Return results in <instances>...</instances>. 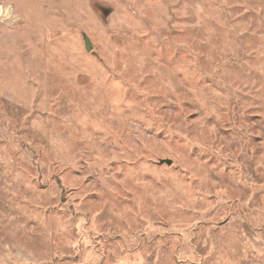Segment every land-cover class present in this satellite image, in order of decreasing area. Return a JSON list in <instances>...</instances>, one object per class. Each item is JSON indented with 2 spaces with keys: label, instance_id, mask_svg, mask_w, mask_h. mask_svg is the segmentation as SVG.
Instances as JSON below:
<instances>
[{
  "label": "rangeland",
  "instance_id": "obj_1",
  "mask_svg": "<svg viewBox=\"0 0 264 264\" xmlns=\"http://www.w3.org/2000/svg\"><path fill=\"white\" fill-rule=\"evenodd\" d=\"M0 264H264V0H0Z\"/></svg>",
  "mask_w": 264,
  "mask_h": 264
},
{
  "label": "water",
  "instance_id": "obj_2",
  "mask_svg": "<svg viewBox=\"0 0 264 264\" xmlns=\"http://www.w3.org/2000/svg\"><path fill=\"white\" fill-rule=\"evenodd\" d=\"M83 40H84V47L86 50H89L90 47H91V44H90V40L88 37H86V34H83ZM167 164V165H170L171 164V159L169 158H163V159H160L158 160V164Z\"/></svg>",
  "mask_w": 264,
  "mask_h": 264
}]
</instances>
